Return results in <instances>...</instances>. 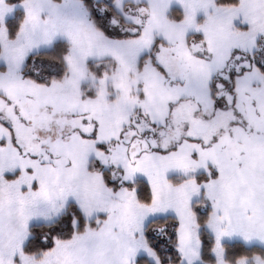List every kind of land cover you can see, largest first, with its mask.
Segmentation results:
<instances>
[{
    "label": "snow or ice",
    "instance_id": "obj_1",
    "mask_svg": "<svg viewBox=\"0 0 264 264\" xmlns=\"http://www.w3.org/2000/svg\"><path fill=\"white\" fill-rule=\"evenodd\" d=\"M0 264H264V0H0Z\"/></svg>",
    "mask_w": 264,
    "mask_h": 264
}]
</instances>
